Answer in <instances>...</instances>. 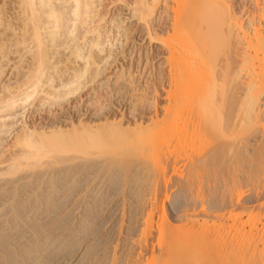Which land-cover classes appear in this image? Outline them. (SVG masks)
<instances>
[{"label": "bare ground", "instance_id": "1", "mask_svg": "<svg viewBox=\"0 0 264 264\" xmlns=\"http://www.w3.org/2000/svg\"><path fill=\"white\" fill-rule=\"evenodd\" d=\"M20 1H22V0H20ZM96 1H98V0H62V2H64V3H70V4H68V6H66L69 10L65 12V10H63L64 8H62L63 6L61 7L62 9H60V6H59V9H57L60 11V14L58 16L63 18V20L65 18L66 19L65 22L70 20L69 22H72L70 25L73 26V29L78 30V32L75 31L76 33H74L75 35H73V37H72V39L74 38V40L77 41V44L73 45L74 50L71 48L72 49L71 53L74 54L75 58H78V60L81 59L83 64H81V65L79 64L80 67L71 68V70H70L71 72L69 71L67 73L66 77L62 76V77H64L63 80H61V81L59 80L58 84H55V85L53 84L54 82L51 80L52 78H47L46 80L44 79L45 81L42 79L43 77L44 78L47 77V75H48L47 72H48V69L50 68L49 65L47 64V61L45 63H43V61H44L43 59H45L44 57L47 55V52H49V51L46 50V47L48 49V43H47L45 49L41 48L40 45L43 46V44H42L43 39L41 40L39 37H41L40 33H41L42 29L47 28L44 24L45 21H42V20L46 17L48 19L49 18L53 19L54 17H58L57 15L55 16V14H54V13H58V12H55L54 10H43L42 11L43 19H41V21H39L37 15L41 12L40 9H46L44 6H47V3L49 2V0H23L22 1V2H24L25 6L28 8L30 13H31V11L33 13L39 12L38 14L35 13L36 15L34 14L33 15L34 17L33 16L30 17V19L32 21L31 20H29V22L26 21L29 24L31 23V25L33 26V30H32L34 32L33 35H35L34 38L37 37L38 44H36L37 45V48H36L37 53H36V51H35V54L32 52V54H34V55L37 54V55L34 57V55L32 56V54H31L30 61L28 62L29 66H27V69L26 68L24 69L26 71H24V73L21 74V76L23 77L24 80L26 78V80L28 81L31 78V81L34 80L32 84L33 85L35 84V87H37L36 85H38L39 82H44L45 84H47V87H49V89L50 88L56 89V87L58 86L59 88H61L63 90L65 89V92H63V90L59 89V91L62 92V94L64 93L63 94V97H64V96L75 95L74 93L77 90H82L83 88H86L87 87L86 85H88L92 81L96 80V78L98 76H101V74L104 73V70L107 69V68H105V65H103L104 68L98 67L99 65L101 66V64H100V61L102 62L101 58H100L101 60L99 59L100 61H97V60H95L96 58L92 59V58H94L93 56L95 55V53L94 54L92 53L93 55L91 54V56H90L89 55L90 52L87 51L89 53H87L86 55H88V56L85 57V55L81 54V52H80L84 48L83 46L86 45V43H89V42L91 43V40L93 39L92 40V46H95V47H93V49L98 50L97 51L98 56L100 55L99 53L101 50L98 48L101 47V45H100L101 39L99 38L100 36L96 32L98 29L97 30L95 29V31H94V29H91V30H93L97 34V35H95V34L94 35L98 36L97 39L98 40L100 39L99 41H97L95 36L93 38L92 35L94 32L87 29V28H89V27H87V23L85 25L86 21L91 20V22H92V20H93L92 18H95L98 14L100 15L102 12V11L100 12L99 8H98L101 6V4H99V3L96 4ZM163 1H165V0H163ZM22 2H21V4H22ZM157 3H158V0H151V2H147V0H138L134 5L135 7L133 10L137 13V16L140 15V20H141L140 22H142V20H143V22L145 23L144 25L146 27L145 26L144 27L147 28L146 29L147 34H149V36H150V33H152L154 35V36L152 35L153 37H151V38L149 37L151 40H153V39L157 40V36H160L165 29V28L163 29V25H164L163 23L165 21H161L164 19V18L161 19V16H163L161 13H163V11H161V10L155 11V8H154ZM183 3H184V5H186L185 10L182 9L181 14L178 13V16L180 14L179 18L175 14V16L178 18V20H175L177 18L172 14V16L175 17V19H174L175 21L174 20H173L174 22L172 21V24H171L172 26L169 27V30L173 31L174 34L178 32L177 34H175V36L178 35V36H181L182 39L183 38L184 39L179 40L181 38L178 37V40H176L175 43L173 41L172 45H165V46L162 45L163 47L159 44L161 46V48L159 47L160 50L163 49V51H160L157 54V55H160L159 58H161L162 61L164 60L165 62H167L169 64L168 65L169 70L167 71L168 72L167 75L169 77V78L167 77V79H168L169 84H170L167 87H169L168 88L169 90L166 88L168 90V91H166V93H167V97L169 99V104L167 103L168 107H166L167 105L165 106V104H164L165 115L164 114L163 115L166 116V118H169L168 122H170L172 125L174 123H172L171 120L174 119L173 121L174 122L176 121V123L174 124V125H176V128L174 126H171V127L173 128L172 130H174V128L176 129L175 133L178 134V136L179 135L184 136L186 139L187 138L188 139L189 138L195 139V137H199V136L202 137V140L199 138L195 139L197 141L194 140L195 142H198V140H199V142L201 141L200 142L201 144L199 143L201 148L199 147V149H198L199 151L197 150L198 152H201V153L199 154L197 151L194 153L195 148L198 147L199 145L193 144L194 142H192V139H191L190 142H192L191 145L193 144L192 147L194 145H196V146H194V150H193V148L190 145V142L188 143V139L186 141V140H184V137H183L182 140L186 141V144L188 143L189 145H186L184 143L185 145L180 146V148H179L180 151L178 150V154L180 152V154H179L180 158L178 157L179 158L178 160L177 159L173 160L174 161L173 163L171 161L172 164L170 163V160L167 158L169 160V163L171 164V170L173 169V171H174L176 168L179 167L178 171H176V170L174 171V172H176V174L178 173V176L175 175V180H172V178H171L170 180L168 179L169 180L168 182L166 181L165 175H166V169H168V168L165 167L166 169L164 168L162 170L160 168L161 165H159V163L162 162L164 159L161 161L158 160V162L159 161L160 162L157 163V166L158 165L159 166L155 167L156 165L154 164L155 166L151 168V170L149 171L150 172L149 174H148V172L146 174V170H145V172L142 171L145 168V166H147V162H149V160L150 161L154 160L155 162H153V163H156L157 162L156 157L158 156V154H157V156L155 155L156 156V157L154 156L155 159L153 158L152 160L150 159V158H152L151 157L152 154H151V156H149L150 154L147 155L148 158L150 157L149 159L145 157L146 152L149 153V151H150V150H147V147L150 144H147V140L143 136L144 135L148 136V134H147L148 132H150L149 134L153 133L154 134L153 136H156L158 133L160 135L165 130V128L161 127V125L168 124V122L166 120H165L166 123L163 121V118H162V121H160V122L158 121V118L161 114L160 112L162 109L161 108V105H162L161 95H163V93L160 96L157 95L158 100H156L157 98L155 95V98L153 97L152 101H150V100L148 101V99L147 100H143V99L141 100V98L143 96L140 97V95H139L140 91L138 90V93H139L138 95L140 97L141 102L138 98L137 102H138V104L140 103L139 104L140 107L138 108L137 111H135V112H137L136 115L134 113H132V111H131L132 109L134 110L136 107L135 108L132 107V109L129 108V109H131L130 110L131 112L127 109L128 111L126 114L125 110L123 109L124 106L120 107V105L118 106L115 104H114V106H110V105L107 106V105L102 104L101 107L99 106L94 110V112H95V113L93 112L94 115L92 114V116L91 115L86 116V113H84L82 115H85L86 117L82 116L78 119L76 118L77 120L68 119L69 121L66 122L65 124L63 123L64 125L59 124V123H61V121L60 122L58 121L59 123L57 122V120L53 121L54 120L53 118H52L53 120L50 119L51 120L50 122L47 121L48 123H46V122L40 123L39 122V124H37V126H33V124H32L29 127V126H26V125H28V124H26L24 126L25 127L24 131L22 130V133L15 135L16 137L12 143V146H6L4 148V150L0 153V264H47V262L49 261V259H47V257L50 256L51 252L56 251V249H58L60 251L57 250L58 252H54L55 255L53 253H51V254H53L54 257H52V255L50 256V257H52L51 259H52L53 263H55V262L57 263L58 261H61V260L63 261V260L70 259V258H72L74 262L78 261L80 264H103V263L105 264L106 260L110 264H122V262H124V264H209V263H211L209 261L211 260L210 258L213 255L212 253H214L213 249L211 247H208V248H210V250L207 248L208 252L209 251L210 252H209V254L208 253L205 254L204 252L207 251V249L205 248L207 243L204 244V246L202 244L201 246H203V249H201L202 247L201 248L199 247L200 248V251H199L198 246H199L200 241H199V243H197V239H196V242H194L195 238H193V234L196 231L197 225H195V222H193L194 223L193 224L192 221H194L196 219V215H195L196 213L193 211H192L193 213L192 212L189 213V211L188 212L185 211L187 209H185V210L182 209L183 211L177 212L176 214L173 215L174 219H173V217L171 219L172 220L171 222L174 221L173 223L187 222V221H190L192 219V221L187 222L186 225L184 224L185 226H183V228L181 229L179 227V225L176 226L175 224L170 223V221L167 219V216H165L166 214L165 215L161 214L162 211L157 209V208H159L158 207V201H159V197L162 194H164L165 196L168 194L173 196V195L182 193V194L188 195L191 200L194 199V201L199 203L198 205H201L199 207L203 206V208H204V206L207 205L206 204L207 201L205 200L206 198H204L203 196H202L203 198H196L197 196L194 197L195 195L193 196L192 191L194 189L193 187H194L195 183H197L198 179L201 176L198 173H201V174L205 173V174H207V176H211L209 174L211 168L209 167V171L207 170L208 169L207 168L208 162H206V161H208L210 157H213L214 155L215 156L218 155L217 151H219L221 149H222V152L223 151L224 152H223V154H221V152H220L219 154H221V156H219V157L221 158L223 155L224 158H225V156L227 158L229 156V152L231 150V148H229V150H228L229 146L226 145L228 136L233 131L238 132V130H236V129H242L243 125L244 126H246V125H253L254 126V130L256 133H254L253 135L247 136L249 138L251 137L250 140H252L253 142L259 138L260 139L263 138V136H264V133H263L264 132L263 131L264 130L263 129L264 128V99L259 97L261 91H263L262 90L263 88L261 87V91H258L259 90V88L257 87L258 83L254 84V81L256 82V78H258V77H256L255 73H253L254 75L252 74V71L253 72H256V71H254L255 68H253V64L251 61L254 62L257 60V61H260V63H264V0L262 2H259L262 4V5H260L261 7L257 6V8H256V11L258 12V13H255V14H258V15H256L258 17V22L256 23V25L254 23L256 21H253L250 19H249L250 21H248L249 23L251 21H253V23H254L253 25H255L254 27L250 26V28L252 29L251 31H249V29H250L249 27H248V29L245 28L241 24L242 22L240 23V21L237 20L235 14L231 11L232 9L230 8V1L229 0H185ZM178 4H180V2ZM257 5H259V4H257ZM178 7H179V5H178ZM179 8H182V7H179ZM102 9H105V8H102ZM105 10H104V12H105ZM156 10H158V9H156ZM178 11H180V9ZM96 12H97V14H96ZM135 12H134V14H135ZM165 12H166V10H165ZM175 12H177V11H175ZM44 15H46V16H44ZM100 16H98V17H100ZM167 16L169 18V15H167ZM253 16H250V17L253 18ZM256 16H255V18H256ZM26 18L27 17H25V19ZM255 18H254V20H255ZM97 19L95 21H99V19L98 20ZM60 20L59 19H57L55 21L53 20L54 23L52 21L54 30L52 29L51 26H50V28L52 30H50V31H48V29L45 30L46 31L45 37H46V39H48V42L51 43L50 46L53 44V42H54L53 40L57 37V33H58L57 30L64 27V25L61 23L63 21L60 22ZM102 20H103V18H102ZM171 20H172V18H171ZM109 21H112V20H109ZM91 22H90V26L92 25V23H95V22H92V23ZM167 22H170V21H167ZM67 24H69V23H66V25ZM96 24H97V22H96ZM111 24H112V22H111ZM84 25L86 26V28H84L85 27ZM166 25H167V23H166ZM166 25H165V27H166ZM211 25H213V26H211ZM249 25H251V24H249ZM107 27H109V26H107ZM26 28H28V27L26 26ZM29 28H31V27L29 26ZM82 28H83V30H82ZM166 28H168V27H166ZM55 29H57V30H55ZM70 29H72V27L71 28L69 27V30ZM124 30L122 31V35L126 34V33H123ZM100 31L101 30L99 29V32H98L99 34L101 33ZM89 32H90V34L91 33L92 34L90 35ZM120 32L121 31L119 30V33ZM19 33H21V32H19ZM66 33L67 34L69 33L68 29H67ZM70 33H71V30H70ZM87 33L90 35V37H92V39L90 37H88V40H89V38L91 39L89 42H86L87 40L86 41L84 40L87 37V36L85 37V35ZM179 33H180V35H179ZM196 33H197V35H196ZM31 34H30V36H31ZM71 34H73V33H71ZM41 35H43V34H41ZM25 38H27V37H25ZM215 38L217 41L216 44L218 43V45L213 44L215 46L214 47L212 45V43L213 42L215 43V40H214ZM95 39H96V41H95ZM126 39H127V37H126ZM159 39H160V37H159ZM173 39H174V36H173ZM23 40L25 41L24 38H23ZM74 40H72V41H74ZM158 41H160V40H158ZM181 41H182V43H181ZM83 42L84 43L86 42V43L84 44ZM103 42H104V40H103ZM162 42H164V40ZM165 42H166V40H165ZM63 43H65V42H63ZM90 43L87 44V45H89V47L91 46ZM202 43H204V44H202ZM21 44L23 46V41L21 42ZM81 44L83 46H81ZM201 44L203 46H201ZM102 45H103V43H102ZM209 45L213 46L214 48L217 47V49L219 51H221V53L219 51H217V53L219 52L222 55L220 58L223 59V61L220 62V66H219L220 67L219 68L220 69V71H219L220 76H222V75L224 76L223 72L225 73L226 70L229 69L228 73L230 74V77L229 78L227 77V75H226L227 72H226V74H225L226 78L225 79H227V78L230 79L229 80L230 83L228 82V79H227V81L225 80L224 82H228V86H229V84H232L231 78L233 77L232 82H234L235 91H236V89L240 90V92L238 90L239 94L237 92L234 93V94H237V96L239 95L238 99H237V102H239V104H237L238 106H236V108L239 107V109L235 108L236 111L234 113H236V114L234 116V119L233 120L231 119L232 120L231 123H229V120H228L229 114L228 113H227L228 115L225 114V111L227 110V108L225 109V105H229V106L231 105L230 101L235 100L233 98V96H231L233 98L232 100H230L231 97H229V96H228L229 99L227 100V94H225L226 92H224V90H222L223 88L221 89L219 87L223 93L221 91H219V92H221L220 94L216 92L217 93L216 96H215V94L213 95V98L211 96V100L210 101L208 100V103H207L205 98L201 95L202 93L201 94L199 93L200 92V90L198 89L199 87L197 88V86H195L196 85L195 81L193 82V81L189 80L188 77H185L186 68L180 65V64L184 65V63L181 61V59H180V62H182V63H180V62L178 63L180 56L181 57L183 56L182 55L183 51L185 52V50H186V52H187V54H186V52L184 53L185 56L183 58L186 59V57H187L186 60H190V59L192 60V58L195 57L194 54H192L193 55L192 56L191 54L189 55L188 53H190V52L192 53L195 50H196L195 53H197V51H198L197 48L199 46H201L203 48V51H202L203 55H205L204 53H207L210 50L208 47H211V46H209ZM53 46H54V44H53ZM89 47H88V50H90ZM96 47H98V48L96 49ZM205 48H207L208 50ZM93 49L91 48L92 52L94 51ZM199 50H200V47H199ZM213 50H216V49H213ZM211 51H212V49H211ZM222 51H224L226 54L232 53L233 55L231 57L229 54L228 55H226L225 53L222 54ZM101 52H103V50ZM199 52H201V51H199ZM199 52L197 53L198 55H199ZM208 54H209V52H208ZM208 54H206L205 56H207ZM187 55H189V56H187ZM211 55H212V53H210V56ZM224 55H226V56H224ZM47 56H49V55H47ZM111 56H109V54L105 55L106 58L103 61L106 62L107 59ZM190 56H192V57H190ZM216 56H217V54H216ZM223 56H224V58H223ZM213 57H214V55L212 56V58ZM194 59L192 60V61H194V62H192L193 64H191L192 66L189 64L188 65L186 64L187 70L189 71L191 69L192 74H194L193 72H195V71L198 73V71H197L198 69L196 70L195 68L200 67V65L202 63V61L199 57H197V59L196 58H194ZM198 59H200V65L197 63L196 66H193L196 60H197V62H199ZM206 59L210 60L211 58L208 56V58H206ZM25 61H27V60H25ZM204 61H207V60H203V62ZM97 62H99L98 63L99 65L97 64ZM208 63H209V61H208ZM211 63H209V64H211ZM75 64H77V63H75ZM102 64H103V62H102ZM166 65L167 64H165V66ZM256 66L259 67L260 65L256 64ZM256 66L254 65V67H256ZM181 67H182V69H181ZM193 67H195V68H193ZM214 67H212V69H214ZM260 67H259L258 71H260ZM69 69H70V67H69ZM180 69H181V71L184 69V71L181 72ZM192 69H195V70L193 71ZM201 69H200L201 73H202V71L205 72L206 70H209L206 68H205V70H203V68H201ZM230 69H232L233 71ZM262 69L264 70L263 66H262L261 70ZM90 70H91V72H90ZM263 70L260 71L261 74H262V72L264 73ZM216 71H218V69ZM120 72H122V71H120ZM196 72H195V74H196ZM235 72H238V73H235ZM87 73H89V80L88 81L85 80V78L88 79ZM207 73H209V72L207 71ZM239 73H240V75H242L241 77H240ZM257 73H259V72H257ZM172 74H174L175 76L173 77ZM189 74H190V72H189ZM236 74L239 75V77H240L237 80L235 78ZM29 75H31V77ZM120 75L118 74L117 77ZM204 75H202V76H204ZM231 75H232V77H231ZM243 75L245 77L253 75V76H251V78L255 77V78H253V80L254 79L255 80L251 81V79H249L250 77L245 79V78H243L244 77ZM195 76H194V79H195ZM198 76L201 77L200 83H202L203 77L200 75H197L196 77H198ZM206 76H207V74H206ZM208 76H210V77H208V78H210V79H208V81H209V80H211V75L209 74ZM220 76H218V77H220ZM120 77H122V76H120ZM128 77H130V76H128ZM106 78H104V80H103L105 82L100 84V86H99L100 88L107 87L110 91L113 89V86H115L114 89L119 88L121 90V88H123V89H125V92L128 91V89L132 90V88H133V91H135L134 93L137 94L136 93V89H137L136 88V82L134 81V79H132V80L126 79V81L120 80V82H118V79H121L118 77L116 79V82L111 83L110 81H108L109 77L107 79ZM220 78L217 80V74H216V80L219 81ZM259 78H261V77H259ZM262 78L264 79V77H262ZM18 79L20 80V78H18ZM23 79L21 80V82L23 81ZM159 79H161V78H159ZM197 79H200V78H197ZM53 80H54V78H53ZM212 80L209 82L212 83ZM27 81L22 82L23 87L25 85L24 83L26 82V86L30 87L31 90H33L34 86L33 85L30 86L28 84L31 81L30 80H29L30 82L29 81L27 82ZM101 81H102V79H101ZM220 81H223V80H220ZM98 82H100V80ZM205 82L206 81H204V83H202L201 85L205 84V86H206L207 82L206 83ZM258 82H260V80ZM198 83H199V81L197 82V84ZM165 84H167V83H165ZM215 84H214V86H215ZM17 85H19V84H17ZM260 85H263V84H260ZM228 86H227V88L226 87L225 88L229 89ZM6 87L10 88V87H8V85ZM6 87L3 90H1V92L3 94L2 93L0 94V113L3 112L6 108H11L18 101H19V104H20V102L21 103L23 102L22 100H24V102H25L27 100V97L31 96L29 94V92L27 93V89H29L27 87H26V92L23 90L25 87L22 88V90L20 89L22 91V93H23V91L26 93L25 94L26 97L22 96V98L19 97V96H21L22 93H19L20 95L17 94L18 95L17 96L13 90L8 89L9 91H7ZM15 87H16V85H15ZM18 87L20 88V85ZM138 87H139V84H138ZM91 89H92V87H91ZM208 89H209V87H208ZM232 89H234V88H232ZM255 89H258V90H255ZM198 90H199V92H198ZM3 91H5V94ZM21 91H18V92H21ZM59 91H56V92H59ZM122 91H124V90H122ZM125 92H124V94H125ZM205 92H206V88H205ZM227 92H229V91H227ZM30 93H32V92H30ZM134 93L132 92V94L135 97L136 95ZM27 94L30 96H28ZM52 94H54V93H52ZM196 94L199 96H197ZM49 95H48V98H50L52 96L51 95L49 97ZM126 96L128 97V95H126ZM126 96H124V97H126ZM52 97L53 98H50V99L54 100V96H52ZM57 97L62 98V95L60 94ZM124 97H123V100H125ZM46 98H47V96H46ZM132 98H131V100H133ZM58 99L60 101V98H58ZM58 99L56 98V100H58ZM62 99H65V98H62ZM135 99H136V97H135ZM184 99H187L188 102H185ZM226 100L229 101L230 104H227L229 102H226ZM121 101H122V99H121ZM128 101H130V100L128 99ZM133 101H135V100H133ZM183 101H184V103H182ZM137 102H135V103H137ZM170 102H172L171 103L172 106H171ZM232 102H234V101H232ZM91 104H92V102H91ZM183 104L188 105V106H185ZM136 105L137 104H135V106ZM159 105H160V107H159ZM15 106L16 105H14V107ZM38 106H40V105H38ZM43 106L44 105H42V107ZM96 106H97V104H96ZM96 106H92V108L93 107L95 108ZM182 106H184L185 108ZM233 106H235V105H233ZM39 108H41V107H39ZM92 108H91V110H92ZM185 109H187L186 112H185ZM8 110L10 111V109H8ZM229 110L234 111L232 109H228V111ZM228 111H226V112H228ZM6 112L8 113V111H6ZM128 112L130 113L129 115H128ZM183 112L189 113V115L187 116L185 114L186 116H183ZM190 112H192V117L194 115L196 118H191ZM163 115H161V116H163ZM230 115H229V117H230ZM4 116H8V115L4 114ZM10 116H11V114H10ZM231 118H233V117H231ZM64 119H66V118H64ZM170 123H169V125H170ZM5 124H6V122H5ZM5 124H1L0 127L1 126L4 128L7 127V125H5ZM11 125H12V123H11ZM2 127H1V130H2ZM249 128H251V127H249ZM249 128H248V130H249ZM246 129L243 128L242 130L245 131ZM5 130H7V129H5ZM150 130L151 131L155 130L156 133H154V132L151 133ZM8 131L9 130H7V132ZM166 131H167L166 133H169V129H166ZM239 131H241V130H239ZM252 132H254V131L252 130ZM1 133H2V131H1ZM164 133H165V131H164ZM171 134H172V132H171ZM227 134H228V136H227ZM231 135H232V133H231ZM1 136H2V134H1ZM163 136H161V137L163 138ZM150 138L151 139L153 138L155 141V137H152V136L149 137L148 136V139H150ZM153 139L150 141L152 142ZM260 139H259V141H260ZM231 140H232V138H231ZM240 140H238V142H240ZM245 140H248V143H251L248 138H245ZM261 140L263 143L264 138ZM3 141H4V139H3ZM154 141H153V143H154ZM241 141H244V140H241ZM1 142H2V140H0V144H1ZM228 142L230 145V141H228ZM234 142L235 141H233V143ZM238 142H235V145H233V143H232V146H233L232 148H234V146L236 148V146H237V147H240V148H238L239 151H240V149L243 151L245 149V148H243L244 145L246 147L249 146V144L246 143L247 141L243 142L242 146L240 143H239L240 146L236 145V143H238ZM176 143H177V141H176ZM262 143H261V145H262ZM256 144L258 145V140H257ZM252 145H251V148L248 147L250 152L254 150L253 149L254 147L252 148ZM254 145H255V143H254ZM188 147H189V149L191 148L193 150L192 152L194 154L191 151H190L191 152L190 154H189V152L187 153ZM63 149H66V150L64 151ZM149 149H150V147H149ZM189 149H188V151H189ZM234 149H233V151L230 152V155L231 154L233 155V156L232 155L229 156L230 160H232L234 158L233 153L235 150H237V148L235 150ZM246 149H245V151H248ZM258 149H259V147H258ZM173 150H174V152H176L175 149H173ZM62 151L64 152L63 154H62ZM213 152H215L214 155H212ZM143 153H145V155L143 156L145 158H143V160H142V159H140L141 158L140 157V158H138L139 160H137V158H136L137 154H139L141 156V155H143ZM240 153H241V151H240ZM240 153L238 155H240ZM242 153L244 154V151ZM247 153L250 154L249 152H247ZM247 153H245V154H247ZM206 156L208 157V160H207V158H205ZM170 157H172V156H170ZM198 157H200V158L198 159ZM235 157L239 160V156H237V154H235ZM263 157H264V155H263ZM130 158H131V160H130ZM132 158H136V160H134V159L132 160ZM229 158L227 161L230 162ZM174 159H175V157H174ZM234 159H233V161H234ZM240 159H241V156H240ZM222 160H224V159H222ZM263 160H264V158H263ZM164 161H166V160H164ZM203 161H204V163H203ZM235 161H237V160H235ZM205 162L207 165L205 164ZM130 164L132 166H130ZM164 165H165V163H164ZM179 165H182L183 167L180 168ZM263 165H264V162L261 166H263ZM125 167H128L130 169L126 172V169H128V168L124 169ZM147 168H148V166H147ZM157 168H158V170H157ZM263 168H264V166H263ZM140 171L146 175H144L142 177L139 176V178L137 177L139 179V181L142 180V182L138 183V182H135L132 177L137 176L138 174L136 175V173H138V172L140 173ZM211 173H213V171H211ZM140 175H143V174H140ZM262 175L264 176V173ZM197 177H199V178H197ZM208 179H209V177H208ZM202 180H203V178H202ZM260 180H261V178H260ZM260 180H259V182H261V181L262 182L258 185V188H257L258 191L256 194H258V195L264 194V178L261 181ZM112 182L115 184V186H116L115 182H117L118 184H119V182H122V183L124 182L123 187H125V188L124 189L122 188V189L123 190L126 189L127 194H129V192H130V191L128 192V190H132L135 188L139 189L138 191H140L141 188H139V186L140 187L142 186V191H141L142 193L139 192V193H141V197L139 196L140 199H139V201H135V204L129 203V202H132V200L135 197L131 201H129L128 199H126L127 195H126V193H124L125 191H123V190L119 191V192H122V195L120 193L121 197L119 199H117L118 202L120 201L122 213L124 214V212H126V211H127L126 213H128V211L129 212L132 211L134 217L136 218L135 221H137L136 223L138 224L137 226L139 227V229H137L139 231V232L137 231L138 235H137V233H135L137 235V237L134 238L135 237L134 236L133 239L132 238L131 239L130 238L124 239L123 233L126 230H124V232H122L123 235H121L120 231H122V229H121V227L118 228V230H120V229L121 230L117 231V233L114 234V237H116L115 238L116 239L115 247L113 248L112 255L110 254L111 256H109L107 254L109 256L108 259H106V257H105L106 254H103L102 252H101L102 254H100V255L98 253L97 256L95 254H93L91 251H89V253H86L89 244L85 245L83 243L84 245L80 244L75 249L73 247L66 249L67 246L70 245L71 241L73 240L71 237V233L74 234L73 235V237H74L76 235V232H78V231L81 232L85 228L84 225H82V227H81V224L74 222V219H73L74 216L76 215V217H77L78 215H81L80 218L81 219L83 218V224L85 222H87V225L90 226L89 224H91L92 222L91 223H89V222H90L91 218H93V216H92L93 211L96 212L98 210V213H99V208L97 209V207H100V204H101V206H103L102 203H99V206L97 205L98 204L97 199L101 198L100 195L103 194L102 191L105 190L106 187L110 186ZM109 183H110V185H108ZM74 184H76V187H74ZM119 187H122V186H119ZM108 189H111V188L109 187ZM108 189H106V190L109 191ZM113 197H114V195H113ZM231 199H227V201L231 202L232 201ZM101 200H100V202H101ZM168 200H169L168 198L164 199V204L165 203L167 204ZM229 202H228V204H229ZM236 202H238V201L236 200ZM56 204H58V205L60 204L59 206L57 205L58 208H55V207H57ZM54 205H55V207H54ZM94 205H97L96 206L97 210H94L95 209ZM201 209H200V211H202L201 216H203L201 218H203L205 223H203L202 225L199 223L200 228L198 227V233H199V230L202 229L201 231L204 232V234L206 232H208L207 234H210L209 232H212V231H211V228L208 226V224L206 225V220L211 218V216H212L211 212L206 213V209H208V208L202 209V210ZM239 210H240V208H239ZM241 210H243V208H241ZM231 211H232V209H231ZM236 212H237V209H236ZM198 213H200V212H198ZM97 217H98V215H97ZM123 217H124V215H123ZM123 217H122V219H125ZM80 218H78V219H79V222L81 223L82 220ZM93 219L95 220V217ZM182 225H183V223H182ZM127 227H129V226H127ZM189 228H192L191 231L189 230ZM129 229H130V227H129ZM192 230L194 232H192ZM72 231H74L75 233ZM86 231H88V229H86ZM80 232H79V234H80ZM81 233H84V232H81ZM85 233H89V232H85ZM93 233H91V234H93ZM128 233H130L129 230H128ZM131 234H133V233H131ZM88 235H90V234H87V236ZM200 235L201 234H199V237H200ZM80 236H79V238H80L79 240H81V238H82ZM94 236H96V235H94ZM89 237H91V236H89ZM196 237H198V236H196ZM77 238H75V239H77ZM83 238H84V236H83ZM208 238H210V237H207V239ZM207 239H206V241H207ZM125 241L128 242V246H129L128 247L126 245V247H128L130 249V252L132 251V253L129 252L130 254L128 255V257L127 258L125 257V259L122 261L120 256H118L117 254H118V252L124 251V249L126 248L125 245L123 244V242H125ZM95 242H98V241H95ZM95 242H94V244H95ZM127 242H126V244H127ZM201 243H203V242L201 241ZM196 244H198V245H196ZM92 245H93V243H92ZM209 246H212V245L209 244ZM219 247H223V246H219ZM211 249L213 252H211ZM99 250L101 251V249H99ZM203 250H204V252H203ZM93 251H94V249H93ZM104 253H106L105 250H104Z\"/></svg>", "mask_w": 264, "mask_h": 264}, {"label": "rangeland", "instance_id": "2", "mask_svg": "<svg viewBox=\"0 0 264 264\" xmlns=\"http://www.w3.org/2000/svg\"><path fill=\"white\" fill-rule=\"evenodd\" d=\"M22 1H20V0H0V86H1L0 87V94L2 93L1 90H3L7 85L10 88H7L6 87L7 88L6 90L7 91H9L8 89L13 90L16 95L19 94V93H22L21 90L24 87L25 88L23 90L26 92V87H27L26 86V82L24 83L25 84L24 87H23V83L22 82L23 81H27V80H26V78L24 80L23 77L21 76V74L24 73V71H26L24 69L25 68L27 69V66H29V63L28 62L30 61L31 54H32V52L35 54V51H36V48H37V45L36 44H38L37 37L34 38L35 35H33V33H34L32 31L33 30V26L31 25V23L30 24L28 23L29 20H31L30 17H32L36 12L33 13L31 11V13H32L31 14L30 11L28 10V8L25 6L24 2H22ZM137 1L138 0H98V1H96V4H98V3L101 4V6L98 7L99 8V11L100 12L102 11L101 14H100L101 16L99 14L96 17L94 16L96 19L98 18L99 21H95L96 19L95 18H92L93 19L92 22H95V23H92L91 20H88V21L85 22V25L87 23V27H89L87 29H89V30L94 29V31H95V29L96 30L98 29L96 32L100 36L99 38L101 40L100 39L99 40L101 41V43L100 42L99 43H100V45H101L102 48L101 47H99V48L96 47V49L98 48L101 51L103 50V52H101L99 50L100 51L99 54L101 56L100 55L98 56V52H97L98 50L93 49V47H95V46H92V40L93 39H92V37H90V35L92 34V33L90 34V32H89L90 35L87 33L89 36L87 34L85 35V37L87 36L86 37L87 39L84 37L85 38L84 40L85 41L87 40L86 42H89L92 39L91 40V43L89 42L91 46L89 47V45H87L89 43H86V42H85L86 45H84V46L81 44V46H83L84 48L80 52H81V54L85 55V57L88 56L86 54L89 53V52H90L89 53L90 56H91L92 53L93 54L95 53V55L93 56L94 58H92V59H95L96 58L95 60H97V61H100L102 59L103 64L100 61V64H101V66H100L98 64L99 62H97V64L99 65L98 67L104 68L103 65H105V68H107V69L104 70V73H102L103 75L101 74V76H98L96 78V80H94L91 83H89L88 85H86L87 86L86 88H83L82 90H77L74 93L75 95L64 96L63 97V94L64 93L62 94V92L59 91V89L60 90H63V89L59 88L58 86L56 87V89H53V88H50L49 89V87H47V84H45L44 82H39V84L36 85L37 87H35V84L34 85L32 84L34 80L31 81V78H30L31 75H29L30 76L29 77L30 79L29 78L28 79L31 82L28 80L30 82L28 84L30 86L31 85L34 86V87L32 86L34 88V89L32 88L33 90H31L30 87H27V88H29V89H27V93L29 92V94L31 96L27 94L30 97H27V100L25 99L26 100L25 102H24V100H22L23 102L22 103L20 102V104H19V101H18V102H16L14 104L17 107L16 106L14 107V105H13L11 108H6L3 112H1L2 114L0 113L1 114L0 115V125L1 124H5V122H6L5 125H7V127H5V128L1 126L2 127V130H1V127H0V140H2V142L0 144V153L4 150V148L6 146H12V143H13L15 137H16L15 135H18V134L22 133V130L24 131V128H25L24 126L26 124H28L26 126H29V127L32 124H33V126H37V124H39V122L40 123H45V122L48 123L47 121L50 122L51 120L54 119L53 121H56V120H57V122L58 121L59 122L61 121V123H59V122L58 123L64 125L66 122L69 121L68 119L77 120L78 118H80L82 116L83 117L90 116V115L92 116L94 110L97 107H99V106L101 107L102 104L107 105V106L108 105L114 106V104L115 105H118V106L120 105V107L124 106L123 109L125 110L126 114H127V111L128 110L130 111L132 109V107H134V108L136 107L134 110L133 109L131 110L132 113H134L136 115L137 112H135V111H137L138 108L140 107L139 106L140 103L138 104V102H137L138 101V98L140 100V97L143 96L141 98V100L142 99L143 100H147L148 99V101L149 100L152 101L153 100V97L155 98V95H156V98H157L156 100H158L157 95L160 96L163 93V95H161V97H162L161 98V102H162L161 108L162 109H161V112H160L161 113L160 116L163 115V114L165 115L164 108H165L166 105H167L166 107H168V104H169V99H168L167 93H166V91L169 90L168 89L169 87H167V86L170 85L169 84V81L167 79V77H168V75H167L168 72L167 71L169 70V67H168L169 64L167 62H165L164 60L162 61L161 58H159L160 55H157V54L160 51H163V49L160 50V48H161L162 45L163 46H165V45H172L173 44V41L175 43L176 40H178V37L181 38V36H178V35L175 36V34H177L178 32L174 34L173 31L169 30V27L172 26L171 25L172 24V21L176 17L175 14L178 16V13L181 14L182 9L185 10V6L186 5H184V3H183L185 0H165V1L158 0V3L155 5L154 8H155V11H160V10L163 11V13H161L163 15V16H161V19H163V18L164 19L161 20V21H165L163 23L164 24L163 25V29L164 28L165 29H164L163 33L160 36H157V40H155V39L151 40L150 39L154 35L152 33H150V36H149V34H147V32H146V29L147 28H145L146 26L144 25L145 23L143 22V20H142V22H140L141 21L140 20V15L138 14L139 16H137V13L135 11H133L134 10V7H135L134 5H135V3ZM229 1H230V8L232 9L231 11L235 14L237 20H239L240 23L242 22L241 24L245 28L248 29V27L250 28V26L251 27H254L256 25V23L258 22V17L256 16L258 14H255V13H258L256 11V8H257V6L262 5L259 2H262L263 0H229ZM21 2H22V4H21ZM147 2H151V0H147ZM179 2H180V4H178ZM68 4H70V3H64V2H62V0H49V2L47 3V6H44L46 9H40L41 12L40 13L39 12L36 13V14L39 13L37 15L39 21H41V19H43V13H42L43 10H54L55 12H58V13H54L55 16L56 15L58 16L60 14V11L57 10V9H59V6H60V9L64 8L63 10H65V12H66V11L69 10L66 7V6H68ZM257 4H259V5H257ZM178 5H179V7H182V8H179ZM102 8H105L106 10L105 9H102ZM156 9H158V10H156ZM179 9H180V11H178ZM104 10H105V12H104ZM165 10H166V12H165ZM172 10L173 11L175 10L177 12L174 11L175 12L174 13ZM97 12H96V14H97ZM134 12H135V14H134ZM172 14L175 17L172 16ZM180 14H179V16H180ZM167 15H169V18H168ZM44 16H46V15H44ZM98 16H100L101 18L98 17ZM179 16H178V18H179ZM250 16H253V18L250 17ZM255 16H256V18H255ZM25 17H27V18L25 19ZM58 17H54L53 19H50V18L48 19L47 17L44 18L42 21H45L44 24H45V26L47 28L46 29H42L41 33L39 32L40 33V36H41L39 38L41 40L43 39V41H42L43 46L40 45L41 48L45 49V47H46V45L48 43V49L46 47V50L49 51V52H47V55H49V56L46 55L44 57L45 59H43L44 60L43 63H45L47 61V64L49 65L50 68L48 69V72H47L48 75H47V77H45V78L43 77L42 79L43 80L44 79L46 80L47 78H52L51 80L54 82L53 83L54 85L55 84H58L59 80L60 81L63 80V78L67 76V73L71 70V68H74V67L77 68V67H80L81 64H83V62H82L81 59L78 60V58H75V55L71 53L72 52L71 50L74 47L73 45L77 44V41L74 40V38L72 39V37H73V35H75L74 33L78 32V30L77 29H73V26L70 25L72 23V22H69L70 20H68L67 22H65L66 21L65 18L63 20V18H61L60 16H58ZM56 18L59 19V20L61 19L60 22L63 21L61 23L64 25V27L63 28H60L58 30L55 29V30H57V32L59 34L57 33V37L53 40L54 41L53 42L54 46H53V44L50 46L51 43L48 42V39H46V37H45V35H46L45 34V32H46L45 30H47V29H48V31H50L52 29L54 30L53 23H54L55 20H57ZM102 18H103V20H102ZM171 18H172V20H171ZM178 18L175 19V20H178ZM254 18H255V20H254ZM249 19L250 20H253V21H256V22H254L255 25H253L254 24L253 21H251L252 23L251 22L249 23L248 22V21H250ZM109 20H112V21H109ZM26 21H28V22H26ZM52 21H53V23H52ZM167 21H170V22H167ZM90 22L92 23L91 26H90ZM96 22H97V24H96ZM111 22H112V24H111ZM66 23H69V24H67L68 26L66 25ZM166 23H167V25H166ZM249 24H251V25H249ZM165 25L168 28H166ZM26 26L28 28H26ZM29 26L31 28H29ZM50 26L52 27V29L50 28ZM107 26H109V27H107ZM211 26H213V25H211ZM69 27L70 28L72 27V29H70V30H71V33H73V34L70 33ZM84 28H86V26ZM67 29H68V32H69L68 34L66 33L67 32ZM99 29L101 30L100 31L101 33L100 34L98 33L99 32ZM82 30H83V28H82ZM119 30L121 31L120 33H119ZM123 30H124L123 33H126V34H123L122 35V31ZM251 30L252 29L250 28L249 31H251ZM91 31L94 32L93 30H91ZM19 32H21V33H19ZM30 34H31V36H30ZM41 34H43V35H41ZM94 34L97 35L94 32L93 35H92L93 38L95 36ZM124 35L125 36L127 35L126 36L127 39H126V37ZM179 35H180V33H179ZM196 35H197V33H196ZM173 36H174V39H173ZM25 37H27V38H25ZM88 37H90L91 39L89 38V40H88ZM95 37H96V39L98 38V36H95ZM159 37H160V39H159ZM23 38L25 39V41L26 40L27 41L25 42L23 40ZM96 39H95V41H96ZM183 39L181 38L179 40H183ZM72 40H74V41H72ZM99 40L97 39V41H99ZM103 40H104L105 43L103 42ZM158 40H160V41H158ZM161 40L162 41L164 40V42H162ZM165 40H166V42H165ZM214 40H215V43L213 42ZM214 40L212 41L213 42L212 45L213 44H216V42H217L216 41V38ZM22 41H23V46L21 44ZM63 42H65V43H63ZM102 43H103V45H102ZM181 43H182V41H181ZM202 44H204V43H202ZM202 44H201V46H203ZM216 45H218V43ZM201 46H199L200 47V50H199V47L198 48L196 47L197 50H198L197 53L199 51H201V52H199V55L197 53H195L196 50L194 52H192V53L191 52L188 53L189 55L190 54L191 55L194 54V56H195L194 58H196V59H197V57H199L201 59V61H202L201 65L203 67L200 65V59H198L199 62H197V60H196L195 63H194V65H193V66H196L197 63L200 65V67H198V68L193 67L196 70L198 69L197 71H198L199 74L196 71H195L196 74H195V72H193L194 74H192L191 73L192 72L191 69L189 71L187 70L186 64L187 65L188 64L189 65L193 64L192 62H194V61H192V60L194 58H192V60L190 59L191 61L190 60H186L187 57H186V59L183 58L185 56L184 53L186 52V50H185V52L183 51V54H182L183 56L182 57L180 56L178 63L180 62V59H181V61L184 63L185 66L182 65V64H180V65L186 68V72H185L186 75H185V77H188L189 80H191L193 82L195 81V84H196L195 86H197V88L199 87L198 89L200 90V92H199V90H198V92L200 94L202 93L201 95L205 98V100H206L207 103H208V100L209 101L211 100V96L213 98V95L214 94H215V96H216L217 93L220 94L222 92L221 91L222 88H223L222 90H224V92H226L225 94H227V100L229 99L228 96L229 97L233 96V98L235 100H232L233 99L232 97H231L230 100H232L234 102L230 101L231 102V105L230 106L229 105H225V109L227 108L226 111H228V109L234 110V111L229 110L228 112L225 111V114L226 115H228V114L230 115L231 114L230 117L228 115L229 123H231V121L234 119V116L236 114L234 112L236 111V109H239V107L236 108V106H238L237 104H239V102H237V99H238V96L239 95L237 96V94H234L236 92L238 93V90L239 89L238 90L236 89V91H235V85H234V82H232L233 81L232 75H231V77H232L231 78V83L232 84H229V86H228V82L230 83V81H229L230 79H228L230 77V74L228 73V70L229 69L228 70L225 69L226 72H227V74H226V72L225 73L223 72L224 76L223 75L220 76V72H219L220 71V69H219L220 67L219 66H220V62L223 61V59L220 58L222 56L220 54L221 51H219L217 49V47L214 48L215 47L214 45H213L214 47L211 46V45H209V46H211V47H208L210 49L208 51L209 54H208V52L207 53H204L205 55L208 54L207 56H205V55H203V52H202L203 51V48ZM88 47H89L90 50H88ZM91 48L94 50L93 52L91 51ZM205 49H207V48H205ZM211 49H212V51H211ZM213 49H216V50H213ZM87 51H89V52H87ZM217 51H219L220 53L218 52L219 53L218 54ZM36 53H37V51H36ZM210 53H212L211 56H210ZM215 53L217 54V56H216ZM223 53H225V52L222 51V54ZM34 54H32V56ZM107 54H109V56H111V55L112 56L107 59L108 62L107 61L104 62L103 60L106 58L105 55H107ZM186 54H187V52H186ZM228 54H226V55H228ZM36 55H34V57ZM189 55H187V56H189ZM213 55H214V57L212 58ZM226 55H224V56H226ZM229 55L232 57L233 54L230 53ZM192 56H190V57H192ZM208 56L213 61L211 59L210 60L209 59H206V58H208ZM224 56H223V58H224ZM182 59L183 60L185 59L184 61L186 63ZM25 60H27V61H25ZM203 60H207V61H204L203 62ZM208 61H209V63H211V62L212 63L209 64ZM182 62H180V63H182ZM251 62L253 64V68H255L254 71H256V72H253L252 71V74L255 73L256 77H258V78H256V82L254 81L255 79L253 80V78H255V77L251 78V76H253L254 74L253 75H250V76H246V77L243 75L244 76L243 78L246 79V78H249L250 77L249 79H251V81L253 80L254 81V84H257L258 83L257 84L258 86L257 85L256 86L259 88V90L258 89H255V90L261 91V87H262L263 88L262 90L264 91V79L262 78V77H264L263 76L264 73L262 72V74H261V72H260V71L263 70V69L261 70V68H262V66L264 67V65H263L264 63H260V61H257V60L254 61V62L253 61H251ZM75 63H77V64H75ZM165 64H167V65L165 66ZM256 64H258V65L261 66V67L259 66L260 67V71H258L259 67L256 66ZM254 65L256 67H254ZM69 67H70V69H69ZM212 67H214V69H212ZM201 68H203V70H205V68L206 69H209V70H206L205 72L202 71V73H201V70H202ZM181 69H182V67H181ZM181 69H180V71H181ZM195 69H192V70L194 71ZM217 69H218V71H216ZM91 70H90V72H91ZM230 70H232V69H230ZM120 71H122V72H120ZM182 71H184V69ZM207 71L209 73H207ZM189 72H190V74H189ZM257 72H259V73H257ZM235 73H238V72H235ZM118 74L119 75L121 74L120 76H122V77L118 76L119 78H121V79H118V82H120V80L121 81L122 80L126 81V79H128V80L129 79L130 80L134 79V81L136 82V88L137 89L136 88L135 89H136V93L137 94L134 93L135 91H133V88H132V90L131 89H128V91L125 92V89H123V88H121V90L119 88H117V89L115 88L114 89L115 86H113V89L110 90V91H109V89L107 87H105V88L104 87H102V88L99 87L101 83H104L105 82L103 80L107 76L109 77V78L107 77L108 78V81H110L111 83L112 82H116V79L118 78L117 77ZM201 74L204 75V76H202ZM206 74H207V76H206ZM209 74L211 75V80L213 79L212 80V83L209 82L211 80L208 81V79H210V78H208V77H210V76H208ZM216 74H217V80L221 77L220 80H223V81H220V80H219L220 82L217 81L216 80ZM225 74L228 77L227 78L228 79V82H224L225 80L227 81V79H225L226 78V75ZM172 75H173V77L175 76L174 74H172ZM195 75L196 76L197 75L202 76L203 77L202 78V83H204V81H206L207 82V84H206L207 87L205 86V84H203L205 87L203 85H201L202 84V83H200L201 77H199V76L196 77ZM239 75H240V73H239ZM239 75L236 74V76H235L236 80L239 79L242 76V75H240V77H239ZM62 76H64V77H62ZM128 76H130L131 78L128 77ZM194 76H195V79L196 80L194 79ZM218 76H220V77H218ZM87 77H88V79L85 78L86 81L89 80V73H87ZM259 77H261V78H259ZM18 78H20V80ZM53 78H54V80H53ZM159 78H161L162 80L159 79ZM197 78H200V79H197ZM22 79H23V81L21 82ZM101 79H102V81H101ZM99 80H100V82H98ZM197 80L199 81L198 84H197V82H198ZM259 80H260V82L261 81L262 82L261 83L258 82ZM165 83H167V84H165ZM17 84L20 85V88L18 87L19 85H17ZM138 84H139V87L140 88L138 87ZM214 84H215V86L216 85L217 86L215 87ZM260 84H263V85H260ZM15 85H16V87H15ZM227 86H228L229 89H226ZM91 87H92V89H91ZM208 87H209V89H208ZM231 87L234 88V89H232ZM205 88H206V92H205ZM122 90H124V91H122ZM138 90L140 91L139 92L140 94L138 93ZM18 91H21V92H18ZM24 91L21 94V96H19V97H21V98H22V96L26 97L25 96L26 93ZM56 91H59V92H56ZM219 91H221V92H219ZM227 91H229V92H227ZM263 91H261L259 97L264 99V92ZM3 92L5 94V91H3ZM30 92H32V93H30ZM63 92H65V89L63 90ZM124 92H125V94H124ZM132 92L136 95L135 97H136L137 100L135 99V97L132 94ZM239 92H240V90H239ZM52 93H54V94H52ZM60 94L62 95V98H65V99H62L61 97H57ZM138 94L140 95V97H139ZM48 95H49V97L51 95L54 96V100L53 99H50V98H53L52 96L50 98H48ZM126 95H128L129 98ZM46 96H47L48 99L46 98ZM124 96H126V97H124ZM197 96H199V95H197ZM55 97L57 99L60 98V101H59V99L56 100ZM123 97L125 98V100H123ZM131 98L133 100H135V101L131 100ZM121 99H122V101H121ZM128 99L130 101H128ZM141 100H140V102H141ZM227 100H226V102H229ZM184 101L185 102H188L187 99H184ZM184 101L182 103H184ZM91 102H92V104H91ZM135 102H137V103H135ZM230 102L227 103V104H230ZM134 103L137 104L138 106L137 105L135 106ZM171 103L172 102H170V104ZM96 104H97V106H96ZM164 104H165V106H164ZM38 105H40V106H38ZM42 105H44V106L42 107ZM183 105H185V104H183ZM233 105H235V106H233ZM92 106H96V107L95 108L94 107L92 108ZM171 106H172V104H171ZM185 106H188V105H185ZM39 107H41V108H39ZM159 107H160V105H159ZM182 107H184V106H182ZM91 108H92V110H91ZM129 108H131V109H129ZM8 109H10V111ZM186 110L187 109H185V112H186ZM6 111H8V113ZM84 113H86V116L85 115H82ZM190 113H191L190 114L191 115V118H196L194 115L192 117V112H190ZM4 114H6L8 116H4ZM10 114H11V116H10ZM129 114L130 113L128 112V115ZM185 114L187 116L189 115V113H184L183 112V116H186ZM164 115L161 116V117L159 116V118H158V121L159 122L162 121V118H163V121L165 123H166V121L168 122V119L169 118H166V116H164ZM231 117H233V118H231ZM64 118H66V119H64ZM173 120L174 119H172L171 122L175 124L176 121L174 122ZM11 123H12V125H11ZM169 123L170 122H168V124H163L164 126L161 125V127H164L165 128V130H164L165 133L163 131L160 134L161 136L164 135L163 138L159 135V133L156 136H153L154 134L152 132L156 133L155 130H153V131L150 130L152 134H149L150 132L147 133L149 137H151V136L152 137H155V141L152 138L153 141H154V143H153V141L152 142L150 141V140H152L151 138L148 139V136L147 135H144L143 136L147 140V144H150L147 147V150H150V151H149V153L146 152V156L145 157L148 158L147 155L150 154L149 156H151V154H152V156H151L152 158L149 157L152 160L153 158L155 159V157L157 156V154H158V156L156 157V161H157L156 163H153V162H155L154 160L153 161H150L149 160L150 163L147 162L148 168H147V166H145V168L142 171L145 172V170H146V174H147V172L149 174L150 173L149 171L155 165H156L155 167H158L159 165H161L160 168L162 170L166 167V168H168V169L165 168L166 169V175H165L166 178L165 179H166L167 182L171 178H172V180H175V175L178 176V173L176 174V172H174V171L175 170L178 171L179 167L176 168L173 171V169L171 170V164L174 162L173 160H176V159L178 160L180 158V156H179L180 152L178 154V150L180 151V149H179L180 146L185 145L186 144V141L188 139V138L186 139L184 136H181V135L178 136V134L175 133V131H176V129H175L176 128V125H174V124L172 125L171 123L169 125ZM171 126H174L175 127L174 130H172L173 128ZM249 127H251V128H249ZM243 128L244 129L247 128L246 129L247 131L246 130L245 131L242 130ZM243 128L242 129H236V130H238V132L236 131L237 133L235 131L231 132L232 131L231 130L230 132L232 133V135H231V133L229 134V136L227 134L228 139H227L226 145L229 146L228 147V150H229V148H231V150H230V152H231L235 148V146H234V148H232L233 147L232 146L233 141L238 142V140H240V139L241 140H244V141H241L240 140V142L236 143V145L240 146V144H241V146H242L243 142H246L247 141L246 143H248V140H245V138H248L251 143H248L249 146L246 147L244 145V147H243L245 149L247 148L246 150H248V151H245V149H244L243 150L244 151V154H243L242 153L243 151L240 149V151H241V153H240V151L238 150V148H240V147H237L236 146L237 150H235L236 149L235 148L234 149L235 150L234 153L232 152L234 154V158H235L234 159L232 157L234 159V161H233V159L230 160L229 156H231L232 154L230 155V152L229 151H228L229 152V156L227 158L225 156V158H224L223 155H222L221 158L224 159V160H222L219 157L224 152V151L222 152V149L219 150V151H217L218 155H216V156L214 155L215 152L212 153V155H214L215 157L214 156L213 157H210L208 155L210 157L209 160H208V157L207 156L205 157L208 160V161H206V162H208L207 163L208 165L205 162V164L207 165V168H208V169L207 168L206 169L209 171V167L211 168L210 169V173H209L211 176H207V174H205V173H203V174L198 173L201 176H200V178L197 177L199 179H198L197 183H195V185L193 187L194 189L192 191L193 192V196L195 195L194 197L197 196L196 198H203V197L206 198L205 200L208 203L206 202L207 205H205L204 208H203V206L202 207H199V206H201V205H198L199 203H197L196 201H194V199H192L194 201L193 202L188 195L182 194V193H179V194H176V195H173V196H171L169 194L165 196L164 194H162L159 197V201H158V207L159 208H157V209H159V210L162 211V212L160 211L161 214H164V215L166 214L165 216H167V219L170 221V223H173L174 222V221L171 222L172 221L171 219H172L173 215L176 214L177 212H180V211H183V210L187 209L185 211H187V212L189 211V213H191L192 211L196 213L195 215H196V219L197 220L196 219L194 221H192V219L190 220V221H192V223L195 222V225H197L196 226V231L194 232L192 230V232H194V234H193V238H195L194 239V242H196V239H197V243H199V241H200L198 248L199 247L200 248L202 247L201 249H203L204 244L207 243L206 244L207 247L205 246V248L207 249L208 247H211L213 249L214 253H212L213 255L210 258L211 260L209 259L210 260L209 262H211L209 264H264V194H262V195L256 194L257 191H258V189H257L258 188V185L262 182L261 180L264 178V176L262 175L264 173V168H263L264 165L261 166L263 164V162H264V160H263V158H264L263 157V155H264V151H263L264 150V140H263V143H262V140L261 139H263L264 136L261 139L259 138L260 141H259V139H257L258 140V145H257L256 144L257 140L253 142L252 140H250L251 137L250 138L247 137L248 135H253L254 133H256L255 130H254V126L253 125H246V126L243 125ZM248 128H249V130H248ZM5 129H7L9 131L7 132V130H5ZM166 129H169V133H166L168 131V130L166 131ZM239 130H241V131H239ZM252 130L254 132H252ZM1 131H2V133H1ZM171 132H172L173 135L171 134ZM1 134H2V136H1ZM183 137H184V140H186V141L182 140ZM197 138H199V139L202 140V137H200V136L199 137H195V139H197ZM231 138H232V140H231ZM3 139H4V141H3ZM191 139L192 138H189L188 139V143L191 141ZM195 139L194 138L192 139V142H194L193 144L199 145V143L201 141L199 142V140H198V142H195V141H197ZM176 141H177L178 144L176 143ZM228 141H230V145H229V142ZM192 142H190V145H191ZM235 142L233 143V145H235ZM260 142L262 143V145H261ZM188 143L186 145H189ZM254 143H255V145L257 147L254 145ZM192 145H191V147H192ZM196 145H194V146H196ZM251 145H252V148L254 147L253 148L254 150L252 149L253 151L250 152V150H249L248 147L251 148ZM194 146L192 147L193 150H194ZM149 147H150V149H149ZM189 147L187 148V153L189 152V154H190L193 150L191 148H190L191 149L190 150ZM199 147H200V145L195 148L194 153L199 149ZM258 147H259V149H258ZM173 149H175V151L177 153L174 152ZM188 149H189V151H188ZM63 150L65 151L66 149H63ZM220 152H221V154H219ZM247 152H249L250 154H248ZM63 153L64 152L62 151V154ZM198 153L200 154L201 152H198ZM239 153H240V155H238ZM245 153H247L248 155L245 154ZM235 154H237V156H239V160L235 157ZM144 155H145V153H143V155H141V156L139 154H137V157H136L137 160H139L138 158H140V157H141L140 159L143 160V158H145V157H143ZM170 156H172V157H170ZM173 156L175 157V159H174ZM240 156H241V159H240ZM136 158H132V160L133 159L136 160ZM167 158L170 160V163L172 161L171 164L169 163V160ZM199 158L200 157H198V159ZM228 158H229L230 162L227 161ZM163 159L166 160V161H164ZM130 160H131V158H130ZM158 160H160V161L163 160V161L162 162L159 161L160 162L159 163ZM235 160H237V161H235ZM163 162L165 163V165H164ZM157 163H159L158 166H157ZM203 163H204V161H203ZM130 166H132V165L130 164ZM179 166H180V168L183 167L182 165H179ZM126 168H128V167H125L124 169H126ZM129 169L130 168L126 169V172ZM157 170H158V168H157ZM211 171H213V173H211ZM143 172L140 171V173L139 172L136 173V175L138 174L137 176H133L132 177L135 182H138V183L142 182V180L139 181L138 178H139V176L142 177V176L146 175ZM140 174H143V175H140ZM201 177L203 178V180H202ZM208 177H209V179H208ZM260 178H261V180H260ZM259 180L261 182H259ZM115 183H116V186H115V184L113 182L111 183V185L109 183L108 185H110V186L107 185L108 187H106V189H108L109 187L111 189H108L109 191H107L106 189L103 190L102 191L103 194L100 195L101 198L98 197L100 200L101 199L102 200L100 202V200L97 199L98 200L97 201V203H98L97 205L99 206V203H102L103 206H101V204H100V207H97V209L99 208V213H98V210L96 209V206L97 205H94L95 206V209L94 210H97V211L96 212L93 211V213L95 212L96 214L95 213L94 214L92 213V216H93V218L95 217V220L93 218H91V220H90L89 223H91V222L92 223L89 224L90 226L87 225V222H85L83 224V218L82 219L80 218L81 215H78L77 214L79 217L78 216L76 217V215L74 216V218H73L74 219V222L81 224V227H82V225H84L85 228H84L83 231H81V232H84V233H81L80 231H78V232H76V235H75L76 237L75 236L73 237L74 234L71 233V237H72L73 240L71 241V244L67 246L66 249H68L70 247H73L75 249V248L78 247V245H80V244L82 245L83 243L85 245L86 244L87 245L89 244L86 253H89V251H91L96 256H97L98 253H99V255L103 253V254H106L105 257H106V259H108V257L112 255L113 248L115 247V241H116L115 238L116 237H114V234L117 233V231H120L122 229V231H120V234L121 235L124 234L123 235L124 239L125 238L126 239H129V238L130 239L131 238L133 239L134 236H135L134 238L137 237V235H138V233H137L138 230L137 229H139V227L137 226L138 225L136 223L137 221H135L136 218L134 217L132 211L131 212L128 211V213H126L127 212L126 211L123 214L122 211H121L122 208L120 206L121 205L120 204V201L118 202V200H117L122 195V192H119V191H122L125 188V187H123L124 182L123 183L122 182H119V184L117 182H115ZM119 186H122V187H119ZM74 187H76V184H74ZM139 188H141L140 191H138L139 189H136V188L135 189H132V190H128V192L130 191L129 192L130 195L126 193V189L123 190V191H125L124 193H126V195L130 198L129 199L125 195L126 196V199H128L129 201H131L135 197L132 200V202H129V203H134L135 204V201H139V199H140L139 196L141 197V193H142L141 192L142 191V186L141 187L139 186ZM139 192H141V193H139ZM120 193H121V195H120ZM113 195H114V197H113ZM166 198H168L169 200H168L167 204L166 203L164 204V199H166ZM227 199H231L233 202L232 201L229 202V201H227ZM236 200L238 202H236ZM228 202H229V204H228ZM57 205L58 204H56V206ZM58 206L55 207V205H54L55 208H58ZM205 207L208 208V209H206ZM201 208L202 209H206V213L207 212H211V215H212L211 218H209V219L206 220V225L208 224V226L211 228V231H212V232H209L210 234H207L208 232H206L204 234V232L201 231L202 229L199 230V233H198V227L200 226V224L202 225L203 223H205V221L203 220V218H201V217H203V216H201V213H202V211H200ZM239 208H240V210H239ZM241 208H243V210H241ZM231 209H232V211H231ZM236 209H237V212H236ZM198 212H200V213H198ZM97 215H98V217H97ZM123 215H124V217H123ZM122 217L125 218V219H122ZM78 218H80L82 220V221L80 220L81 223L79 222V219ZM173 219H174V217H173ZM190 221H187V222H190ZM121 222L122 223L124 222V223L122 224ZM187 222H180V223L179 222H176V223H173V224H175L176 226L179 225V227L182 229L183 226H185L187 224ZM182 223H183V225H182ZM127 226H129L130 229ZM120 227H121V229L118 230V228H120ZM126 228L129 230L130 233H128V230ZM86 229H88V231H86ZM191 229L192 228H189L190 231H191ZM124 230H126L125 231L126 233L124 232ZM72 232H74V231H72ZM79 232H80V234H79ZM85 232H89V233H85ZM122 232H124V233L122 234ZM91 233H93V234H91ZM131 233H133V234H131ZM135 233H137V235ZM87 234H90V235L87 236ZM199 234H201L200 235L201 238L199 237ZM94 235H96V236H94ZM79 236L82 237L81 240H79L80 239ZM83 236H84V238H83ZM89 236H91V237H89ZM196 236H198V237H196ZM207 237H210V238L207 239ZM75 238H77V239H75ZM205 238L207 239V241H206ZM95 241H98V242H95ZM201 241L203 243H201ZM94 242H95V244H94ZM126 242L127 241L123 242V244L125 245V247H126V245L128 246V242H127V244H126ZM92 243H93V245H92ZM202 244H203V246H201ZM209 244L212 245V246H209ZM196 245H198V244H196ZM219 246H223V247H219ZM128 247L125 248L126 250L124 249V251L118 252V254H117L118 256H120V258L122 259V261L125 259V257L127 258L128 255L130 253H132V251L130 252V249ZM92 248L94 249L95 252L93 251ZM200 248H199V251H200ZM99 249H101V251ZM208 249L210 250V248H208ZM208 249H207L206 252H204V250H203V252L205 254H207V253L209 254L210 251L208 252ZM212 249H211V252H213ZM57 250L58 249H56V251H54V252L60 251V250H58V251ZM104 250H105L106 253H104ZM54 252H51V253H53L55 255ZM51 253H50V256L52 255V257H54L53 254H51ZM50 256L49 257L46 256L47 259H49L48 262L46 261L47 264H49L50 262H51L50 264H57V263L58 264H80L78 261H75L74 262L72 258L66 259V260H63V261L61 260V261H58L57 263L56 262L53 263L52 262V259H51L52 257H50ZM107 263L110 264L106 260L105 264H107ZM122 264H124V262H122Z\"/></svg>", "mask_w": 264, "mask_h": 264}]
</instances>
